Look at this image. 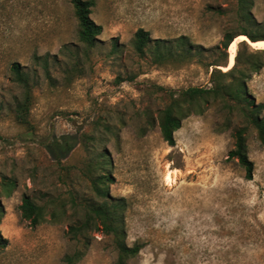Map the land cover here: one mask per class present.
Listing matches in <instances>:
<instances>
[{
  "label": "rangeland",
  "instance_id": "obj_1",
  "mask_svg": "<svg viewBox=\"0 0 264 264\" xmlns=\"http://www.w3.org/2000/svg\"><path fill=\"white\" fill-rule=\"evenodd\" d=\"M94 2L91 18L102 33L83 59V76L67 84L70 59L83 49L71 0H0V181L12 177L18 185L8 198L0 187V234L9 241L0 264H67L65 257L80 248L67 234L77 218L72 196L80 200L90 193L83 170L100 149L111 157L109 195L125 204L127 244L142 245L130 264H264V143L255 127L234 104L219 100L183 120L175 146L164 142L159 129L158 114L171 94L211 87L208 64L218 52L159 66L132 47L139 29L152 39L187 36L205 49L220 46L226 33L251 27L240 20L237 1ZM252 12L263 22L264 0H254ZM42 58L54 84L46 79ZM14 63L37 82L31 126L19 124L9 110L21 93L11 81ZM245 83L264 115V67L246 72ZM240 128L246 129L254 164L251 180L229 157ZM61 139L72 149L54 159L47 145ZM24 194L40 204L49 196L64 199L67 215L32 228L19 210ZM89 241L76 264H116L109 236L98 231Z\"/></svg>",
  "mask_w": 264,
  "mask_h": 264
},
{
  "label": "trees",
  "instance_id": "obj_2",
  "mask_svg": "<svg viewBox=\"0 0 264 264\" xmlns=\"http://www.w3.org/2000/svg\"><path fill=\"white\" fill-rule=\"evenodd\" d=\"M240 20L251 27H240L239 33H226L220 46L205 49L201 45H194L189 37L180 36L175 40L152 39L144 29H139L132 40L134 52L140 57L149 56L153 64L163 66L165 63L175 62L178 64L190 63L202 56L204 52L216 50L218 57L208 64V69L213 67L211 73V87L200 88L190 87L179 93L170 95V103L159 112L158 124L162 139L169 146H175V132L182 126L183 120L193 114L202 115L211 102L222 101L225 104H234L241 114L256 129L258 139L264 143V115L263 105H257L249 96L245 83L246 72H257L264 67V49L250 52V46L246 41L238 45L235 56V64L228 71H222L219 67L227 66L229 63V47L239 35L246 36L252 42L264 41V21L258 22L253 16L254 0H236ZM74 16L78 26V38L83 49L74 54L69 62V69L65 70V81L71 84L75 76L81 77L84 72V60L89 58L91 52L99 42L98 37L102 33V26L96 24L91 18L94 0H71ZM118 45L113 44V51L117 52ZM84 59V60H83ZM45 68L46 79L54 84L56 80L50 74L49 62L42 58ZM58 62V60L56 61ZM241 65L245 69L237 72ZM12 83L20 90V96L14 97V103L9 107L15 120L24 126H31L30 113L34 103L33 89L37 85L29 71H26L18 63L11 68ZM235 146L229 153V157L237 160L246 172V178H253L254 164L249 159L247 150L246 129H237L234 133ZM66 140V138H62ZM61 140H54L47 145V150L54 159H61L67 156V150L72 149L69 141L62 143ZM87 162L83 172L90 180V193L82 196L79 200L72 196L73 214L77 218L68 226V236L80 246L73 254L67 255V264H76L85 255L86 247L90 244L89 238L92 233L101 231L109 236L117 253L116 264H130L136 258L142 245L138 242L128 245L126 241V216L125 204L121 199H114L109 195L108 183L112 181L109 175L111 157L107 151L100 149ZM2 197L12 196L17 189V181L12 177L3 176L0 181ZM48 195H43V197ZM44 204L36 196L24 194L22 204L19 207L21 218L29 222L32 228H36L45 222L57 223L67 215V202L64 199L47 197ZM42 200V199H41ZM5 211L0 204V220ZM8 239L0 234V250L6 249Z\"/></svg>",
  "mask_w": 264,
  "mask_h": 264
},
{
  "label": "bare ground",
  "instance_id": "obj_3",
  "mask_svg": "<svg viewBox=\"0 0 264 264\" xmlns=\"http://www.w3.org/2000/svg\"><path fill=\"white\" fill-rule=\"evenodd\" d=\"M239 41H246L248 42V44L255 48V49H264V41H257V42H252L251 40H249L246 36L244 35H240L239 37L237 36V38L233 41V43L230 45L229 47V52H230V57H229V63L227 66L223 67V69L225 71H228L230 70L234 64H235V56H236V53H237V48H238V42Z\"/></svg>",
  "mask_w": 264,
  "mask_h": 264
},
{
  "label": "water",
  "instance_id": "obj_4",
  "mask_svg": "<svg viewBox=\"0 0 264 264\" xmlns=\"http://www.w3.org/2000/svg\"><path fill=\"white\" fill-rule=\"evenodd\" d=\"M240 36V35H239ZM240 42H242V41H240ZM253 48V47H252ZM254 49V48H253ZM255 50H257V49H255Z\"/></svg>",
  "mask_w": 264,
  "mask_h": 264
}]
</instances>
